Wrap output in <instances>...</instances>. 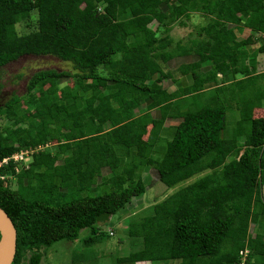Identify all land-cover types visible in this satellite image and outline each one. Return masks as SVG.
Instances as JSON below:
<instances>
[{"label": "trees", "instance_id": "obj_1", "mask_svg": "<svg viewBox=\"0 0 264 264\" xmlns=\"http://www.w3.org/2000/svg\"><path fill=\"white\" fill-rule=\"evenodd\" d=\"M192 14L205 24L192 39L173 40L171 26ZM19 23L27 33L16 31ZM243 29L250 34L240 39ZM26 55L71 70L37 71L25 94L0 103V209L15 229L11 264H40L45 249L81 230L84 250L104 246L112 230L96 217L140 197L148 169L166 188L208 172L127 219L126 255L73 252L69 264H264V232L249 233L264 222V116L253 117L264 100V72L254 75L264 56V0H0V70ZM176 58L178 78L163 69ZM257 77L263 88L242 95ZM166 79L173 90L163 88ZM209 90L205 104L182 109L180 101ZM166 119L175 123L165 129ZM21 150L32 153L15 171L9 158Z\"/></svg>", "mask_w": 264, "mask_h": 264}, {"label": "rangeland", "instance_id": "obj_2", "mask_svg": "<svg viewBox=\"0 0 264 264\" xmlns=\"http://www.w3.org/2000/svg\"><path fill=\"white\" fill-rule=\"evenodd\" d=\"M205 24V19L197 14L190 15V18L185 22V25L178 26L174 23L171 26L169 36L173 40H180L185 42L188 39H192L195 36L194 29L196 26H201ZM151 28L154 25L150 26ZM16 31L19 34L27 33L28 29L23 26V24L19 23L16 25ZM249 30L243 29L242 32L239 34V38H245L249 35ZM257 65L254 72L255 74H260L264 72V56L258 55L257 56ZM183 60L180 58H176L173 62H170L167 65H163V69L165 71L171 72L174 74V77L177 75L174 71L176 66L182 62ZM40 70H55L59 71H70V65L65 62H61L58 59L51 57V56H34V55H26L18 58L17 60L10 62L3 66L0 70V103L6 101L11 95L21 96L25 94V87L27 84V80L29 77ZM164 72V71H163ZM175 72V73H174ZM263 79V78H262ZM168 83L170 86L168 88L169 91L173 90L171 87L169 80H164L162 85H166ZM68 85L71 86V83L68 82ZM90 85H85V89L89 88ZM257 87V90L263 88V82L260 81V78L253 82V84L248 88L247 92L242 93L245 97L252 98L255 95L253 92L254 88ZM262 91V89L260 90ZM234 95V87H229V93ZM213 95V91L209 90L204 92L203 94L199 95L194 99L187 98L184 101H180L181 107H186L194 100L195 103L198 105H203L206 103V99ZM240 94H236V97L239 98ZM234 106V104H232ZM262 107L258 110L253 111V117H263L264 116V100L261 102ZM180 107V106H179ZM30 111L35 113L31 108ZM236 118L235 111L228 112L226 114V124L227 126H234V122ZM7 122L5 120L0 119V126H5ZM167 136H165L164 140H167ZM165 143V142H164ZM161 142V145L164 144ZM44 148H49L50 146H43ZM43 148V149H44ZM27 160L23 161V163H18L16 165L17 171L22 165H25ZM29 162V161H28ZM28 165V163H27ZM26 168V166H24ZM149 170V169H148ZM148 170H143L141 173V178L145 182V191L140 197H133L130 200V204L118 214L111 216L108 222L101 224L102 230H112L111 236H109L108 240L104 244V246L96 247L94 249L88 248L84 250V247L81 246L79 241L84 238L87 234L86 230H81L78 234V238L73 242H66V241H59L51 245L49 248L45 249L44 256L41 258L40 264H69L70 258L73 252H82L84 257L89 259L90 254H99L103 252L104 254H112L113 257L115 256H123L128 253L130 250V245L128 238H126L124 229L125 224L128 218L132 217H140L144 215V213L148 212V208L151 207L153 204L161 201L164 197L172 194L177 189L186 186L187 184L192 183L194 180L200 178L202 175L206 174L208 171L199 172L196 174L191 175L190 177L183 179L180 183L175 185L172 188H166L163 184L157 181L156 173L154 170L150 169V174ZM154 174V175H153ZM151 181V182H150ZM150 183V184H149ZM29 195L32 194L30 190L28 192ZM253 228L251 232L253 233ZM119 241H121L119 243ZM84 250V251H83ZM106 258V257H105ZM105 259L97 260V264H104V262H108ZM151 264H180L178 260L175 261H160V262H152Z\"/></svg>", "mask_w": 264, "mask_h": 264}, {"label": "water", "instance_id": "obj_3", "mask_svg": "<svg viewBox=\"0 0 264 264\" xmlns=\"http://www.w3.org/2000/svg\"><path fill=\"white\" fill-rule=\"evenodd\" d=\"M109 214H101L95 221L101 225L108 222ZM15 253V229L5 212L0 209V264H11Z\"/></svg>", "mask_w": 264, "mask_h": 264}, {"label": "crops", "instance_id": "obj_4", "mask_svg": "<svg viewBox=\"0 0 264 264\" xmlns=\"http://www.w3.org/2000/svg\"><path fill=\"white\" fill-rule=\"evenodd\" d=\"M175 59H173V60H170L168 63H166V65L167 64H169L170 62H173ZM181 63V62H180ZM179 63V64H180ZM178 64V65H179ZM177 65V66H178ZM176 66V67H177ZM175 78H178V76H176ZM217 78H220V76L219 75H217ZM186 80L185 79H181L179 82L180 83H184ZM169 83H170V85H171V87H173V84H171V82L169 81ZM169 84L168 83H166V85L163 87V88H165V89H167L168 90V88L170 87V86H168ZM149 115H150V117L152 118V119H157L158 118V112L157 111H155V110H152V111H150V113H149ZM175 122H172L171 120H165L164 121V123H163V125H162V127L163 128H167L168 126H171V125H173ZM148 172H149V174H150V169L148 170ZM154 175V174H153ZM156 179H157V175H156V177H155ZM151 182V181H150ZM110 218V217H109ZM109 220V219H108ZM252 228H253V233L251 232V230H252ZM257 228H258V230H261V231H263L264 232V222L262 221V219H260L259 220V225H253V224H251L250 226H249V233L252 235V234H254V232H255V230H257ZM102 259H105L106 261H107V259L106 258H102ZM104 263H106V262H104ZM152 262H136V263H134V264H151Z\"/></svg>", "mask_w": 264, "mask_h": 264}, {"label": "built area", "instance_id": "obj_5", "mask_svg": "<svg viewBox=\"0 0 264 264\" xmlns=\"http://www.w3.org/2000/svg\"><path fill=\"white\" fill-rule=\"evenodd\" d=\"M30 153H32V151H30V150H21V151H19L17 153H14L9 159H11L12 161H14L17 164L18 163H23V161H25L27 159L29 161V155H30ZM6 162H7V159H3L0 162V164H4ZM27 162H25V163H27ZM23 166H26L27 167L26 164L23 165ZM16 170L17 169H15V171ZM108 234L111 235V231H108ZM246 253H247V250L246 249L244 251L240 252V255H241V263H243V259H244V256L246 255Z\"/></svg>", "mask_w": 264, "mask_h": 264}, {"label": "clouds", "instance_id": "obj_6", "mask_svg": "<svg viewBox=\"0 0 264 264\" xmlns=\"http://www.w3.org/2000/svg\"><path fill=\"white\" fill-rule=\"evenodd\" d=\"M28 163V162H27ZM27 163H26V165H27Z\"/></svg>", "mask_w": 264, "mask_h": 264}]
</instances>
